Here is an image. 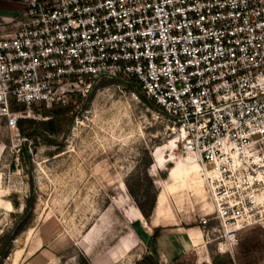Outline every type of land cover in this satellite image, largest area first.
<instances>
[{"label": "built area", "instance_id": "2783aa9c", "mask_svg": "<svg viewBox=\"0 0 264 264\" xmlns=\"http://www.w3.org/2000/svg\"><path fill=\"white\" fill-rule=\"evenodd\" d=\"M0 33V120L133 80L198 166L220 253L264 228V0H23ZM88 81V82H87ZM87 83V84H86ZM14 110H11V107ZM15 108L20 111H15Z\"/></svg>", "mask_w": 264, "mask_h": 264}, {"label": "rangeland", "instance_id": "374dc122", "mask_svg": "<svg viewBox=\"0 0 264 264\" xmlns=\"http://www.w3.org/2000/svg\"><path fill=\"white\" fill-rule=\"evenodd\" d=\"M23 8V0H0V33L16 29ZM67 88L72 91L65 104L34 108L35 117L19 119L17 130L0 120V264H137L148 253L154 264L157 245L148 243L153 228L136 203L154 196V209L161 186L167 189L162 217L167 226H160V235L191 227L202 233V249L191 250L175 264H195L200 256L203 264H238V246L220 253L217 224L199 223L211 217L199 179L192 173L181 177L183 183L169 181L170 169L183 158L177 135L134 81L100 79L89 88ZM58 109L61 118H53ZM20 121L33 124L21 133ZM30 196L24 230L2 259L5 236L20 224ZM249 231H259L252 235L259 241L257 252L248 254L252 264H264V257L259 258L264 228L242 231L239 240Z\"/></svg>", "mask_w": 264, "mask_h": 264}, {"label": "crops", "instance_id": "0c3cea01", "mask_svg": "<svg viewBox=\"0 0 264 264\" xmlns=\"http://www.w3.org/2000/svg\"><path fill=\"white\" fill-rule=\"evenodd\" d=\"M194 176L199 179L202 189L203 181L198 177L196 171ZM158 197V196H157ZM157 203V200H156ZM166 206V205H165ZM165 206L162 208L161 212L155 216V209L150 217L149 229L160 228V226H167L164 222L163 213L165 211ZM148 243H151L150 240ZM157 245V255L156 264H175L177 263L184 255H186L191 250H201L203 245L202 233L197 228H188L177 230L176 233L172 234H162L156 239ZM124 253L128 254L129 251L124 249ZM148 255L141 257L137 264H144V260ZM199 260V261H198ZM204 256L197 257L195 264H203Z\"/></svg>", "mask_w": 264, "mask_h": 264}, {"label": "trees", "instance_id": "16d2710c", "mask_svg": "<svg viewBox=\"0 0 264 264\" xmlns=\"http://www.w3.org/2000/svg\"><path fill=\"white\" fill-rule=\"evenodd\" d=\"M131 86L133 87V85H131ZM142 98L144 99V97H142ZM151 105H152V103H151ZM11 110H14L13 106L11 107ZM61 112H62L61 109L56 110L54 112L53 118H56V119L61 118V116H60ZM32 124H33L32 121H24V122L20 121V123L18 124L19 125L18 128H19L21 133H24V131L26 130L25 127L30 128V126ZM44 125H46V124H40L39 127H43ZM157 196H158V193L156 195V200H157ZM32 201H33V199L30 196L27 199L25 207L23 209V214L20 218L21 222L18 225L19 227L17 226V228L11 233V235L9 237L5 236V238H7V241H8V244H7L8 247H6L5 250H3L1 252V258L2 259L6 258L7 255L9 254L12 241L24 230L22 223H23V220L25 218H28L29 215L31 214L30 209L32 207ZM153 204H154V196H149V195L144 196V202L143 203H138V202L136 203V209L139 211L140 215L142 216V218L144 219V221L147 225H149L148 220L150 221L149 218L151 217V215L155 209V206H156V203H155V206L153 209ZM161 231H162V228L153 229V235L151 238V246L155 245L156 239L159 237ZM255 232L259 233V231H249V233L246 235V237L243 240H242V238H241V240H239V243H238V256H239V258H236L238 264H252V263H254V261H253L254 258L250 257L248 254L250 253L249 252L250 250H252V251L258 250L257 248H258L259 241H257L255 236H252ZM260 233H261V231H260ZM151 255L152 254L150 253V255L145 258L144 264H150L151 261L153 262L154 258L151 257ZM261 257H264V250L261 252V254H259V258H261ZM85 264H87V262ZM154 264H156V262Z\"/></svg>", "mask_w": 264, "mask_h": 264}, {"label": "bare ground", "instance_id": "6f19581e", "mask_svg": "<svg viewBox=\"0 0 264 264\" xmlns=\"http://www.w3.org/2000/svg\"><path fill=\"white\" fill-rule=\"evenodd\" d=\"M158 150H160V149H158ZM195 171H196L198 177H200L197 164L189 157L182 158V160H180V162H177L174 165V167H172L170 169V171L168 173V179H169L170 182L175 183V182H178L179 179L181 180L182 176H184L186 174H192V173L194 174ZM182 183H183V181H182ZM170 190H172V189H170ZM166 195H167L166 187L165 186H161L160 187V192L158 193V197H157L155 216H157L161 212L162 208L165 206Z\"/></svg>", "mask_w": 264, "mask_h": 264}]
</instances>
